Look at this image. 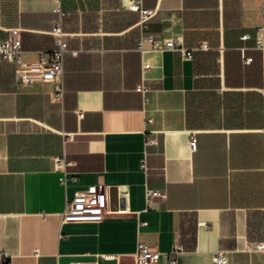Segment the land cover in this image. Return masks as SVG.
<instances>
[{
  "label": "crops",
  "instance_id": "1",
  "mask_svg": "<svg viewBox=\"0 0 264 264\" xmlns=\"http://www.w3.org/2000/svg\"><path fill=\"white\" fill-rule=\"evenodd\" d=\"M140 1L154 11L144 25L129 0H0V40L20 28L23 61L54 47L59 7L71 50L61 101L57 82H17L0 62V264H136L139 243L154 264L176 245L177 264H216L220 249L264 264L263 0ZM149 35L192 54L142 51ZM99 183L116 212L63 222ZM147 188L167 197L148 208Z\"/></svg>",
  "mask_w": 264,
  "mask_h": 264
},
{
  "label": "built area",
  "instance_id": "2",
  "mask_svg": "<svg viewBox=\"0 0 264 264\" xmlns=\"http://www.w3.org/2000/svg\"><path fill=\"white\" fill-rule=\"evenodd\" d=\"M128 8L137 11L140 14V24L144 23L152 16L153 10L142 6L140 0H129ZM60 14V19L52 30L54 36V47L49 51L48 55L41 54L37 61L25 62L21 57L22 40L20 36V28H11L6 38L0 40V62L7 61L15 65V78L17 82L32 85L44 82H57L55 91L52 97L55 101H61L64 95V87L62 77L64 72V58L65 54L70 50L68 43V34L63 30L61 20L65 14L61 7L56 9ZM264 31V0H263V18L262 23L258 27L257 32ZM244 35L243 38H246ZM143 40H148L151 43L153 50H184L182 46H178L176 40L168 39L162 42L155 40L152 36L143 37L139 43V48L144 51ZM258 46L264 50V40L258 38ZM76 53V51H72ZM187 56H191L190 50H184ZM150 67V64H144V72ZM139 92L145 93L148 88L144 84L137 87ZM149 142L154 139L148 138ZM190 146L192 149L196 148L197 138L195 134L190 136ZM59 167L65 166L63 158H57ZM142 168L147 169L145 160L142 162ZM68 176L66 172L60 176V181L66 184ZM165 199L167 194L164 190L147 188L146 202L148 208L155 207L156 198ZM116 212L109 206V196L107 186L104 184H91L86 188L79 189L69 201L67 207L62 214L63 222H99L103 220L108 214ZM250 249V248H249ZM254 249L264 250V243H258ZM182 248L176 245L171 250L173 258L172 264H177V257ZM37 252V250H36ZM160 252L144 243H139L136 252V264H154L158 261ZM113 257V256H112ZM213 260L216 264H228L229 258L225 250H217L213 254ZM79 264V263H73Z\"/></svg>",
  "mask_w": 264,
  "mask_h": 264
},
{
  "label": "water",
  "instance_id": "3",
  "mask_svg": "<svg viewBox=\"0 0 264 264\" xmlns=\"http://www.w3.org/2000/svg\"><path fill=\"white\" fill-rule=\"evenodd\" d=\"M5 261H7V260H5Z\"/></svg>",
  "mask_w": 264,
  "mask_h": 264
}]
</instances>
